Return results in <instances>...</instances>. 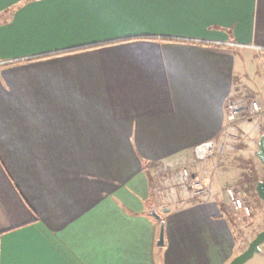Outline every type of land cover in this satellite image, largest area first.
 I'll use <instances>...</instances> for the list:
<instances>
[{"label":"crops","instance_id":"crops-1","mask_svg":"<svg viewBox=\"0 0 264 264\" xmlns=\"http://www.w3.org/2000/svg\"><path fill=\"white\" fill-rule=\"evenodd\" d=\"M250 53L264 0H0V264H227L218 164L165 206L149 168L222 132Z\"/></svg>","mask_w":264,"mask_h":264},{"label":"rangeland","instance_id":"rangeland-1","mask_svg":"<svg viewBox=\"0 0 264 264\" xmlns=\"http://www.w3.org/2000/svg\"><path fill=\"white\" fill-rule=\"evenodd\" d=\"M239 62L242 64V71L243 73L240 75V81L242 88V96H238L235 98H244L247 101L250 100H257L258 103L264 109V105L262 101H264V54L262 55H254L249 54L244 57L239 58ZM256 98V99H254ZM242 120V119H241ZM240 122V121H239ZM237 122L233 125H230L226 129H224L219 135L213 138H219V140L223 141H230L232 143V149H219L216 153L206 159L198 161L194 157L192 160L189 161H179V162H170V163H156L152 164L149 168V180L151 186L154 185V182L157 180L160 182H164L165 186L164 191H167L166 194L170 192L175 193V198L173 200H166L164 198L157 197L158 201L161 206L170 205L174 203H185L187 200L199 195V191H203L204 194L209 191L212 194L213 190H215L214 186L208 190V186L204 181H200L198 176L194 175L195 166L197 163H204V162H212L218 164V175L219 181L214 182L216 187H218V192L225 195V189L228 187H234L241 195L249 206L250 214L245 216H251L248 219L249 223L253 225L254 228L257 225L263 224L264 222V207L262 206L261 201H250L247 197V194L244 192L243 188L239 184L241 179V172L247 168L249 160L254 163V166L257 170L259 176L263 175V169L259 161L254 157L255 150L257 149L256 140L264 132H261V129H264V114L258 116L255 120L251 122L241 121L240 123ZM223 124H224V116H223ZM210 138V139H213ZM209 140V139H207ZM205 140V141H207ZM204 142V141H201ZM199 142V143H201ZM198 144V143H197ZM193 152V151H192ZM185 167L188 169L190 176L200 182V186L198 189L193 191H186L179 188L178 185V172H181L182 168ZM194 173H193V172ZM167 178V179H166ZM161 182V186H162ZM217 189V188H216ZM188 190V189H187ZM185 192V193H184ZM215 192V191H214ZM191 194H194L190 196ZM158 196V194H155ZM223 206L228 211V215L233 217V219L238 220L240 223V215H243L240 211L233 210L229 203L226 200L222 203ZM254 205V206H253ZM155 212L161 216L164 214L163 207L158 206L157 204L153 207ZM151 212V211H150ZM242 224V223H241ZM252 229L250 227L244 228V234L240 235L238 241H236L238 249L246 247V242L251 236ZM262 246V247H261ZM260 251L255 253L250 259H248L244 264H259L256 262L257 259H260V253H262V249L264 247V242L260 244Z\"/></svg>","mask_w":264,"mask_h":264},{"label":"built area","instance_id":"built-area-1","mask_svg":"<svg viewBox=\"0 0 264 264\" xmlns=\"http://www.w3.org/2000/svg\"><path fill=\"white\" fill-rule=\"evenodd\" d=\"M261 114H264V109L257 100L247 101L246 99L240 97L230 98L227 100L223 110L224 124L222 131L239 121L251 122ZM232 146L233 145L230 141H223L219 140V138H213L195 144L192 147V151L194 158L198 161H201L212 157L219 149H232ZM177 178L179 188H182V190L193 191L198 189L200 186V182L192 178L188 169L185 167L182 168L181 172H178ZM161 182L162 180H160V182L157 180L154 182V185H152L153 191L155 194H158L157 197L159 198H164L167 201L170 199L173 200L175 198L174 191L166 194L167 191L163 190V186H165V184L162 182L161 186ZM192 195L194 194H191L190 196ZM225 197L233 210L240 211L245 215L250 214L249 206L246 204L243 195H241L234 187H228L225 189Z\"/></svg>","mask_w":264,"mask_h":264},{"label":"water","instance_id":"water-1","mask_svg":"<svg viewBox=\"0 0 264 264\" xmlns=\"http://www.w3.org/2000/svg\"><path fill=\"white\" fill-rule=\"evenodd\" d=\"M257 149L255 150V155L259 161L264 166V133L259 135L256 140ZM255 191L257 196L261 199L264 204V176L263 179L255 184ZM150 215L158 221L159 230L158 237L156 240L157 246H163L165 244L164 239V221L161 219L153 208H151ZM264 242V227L257 231L254 236L248 241L246 247L233 256L227 264H244L248 259H250L255 253L260 251V244Z\"/></svg>","mask_w":264,"mask_h":264},{"label":"trees","instance_id":"trees-1","mask_svg":"<svg viewBox=\"0 0 264 264\" xmlns=\"http://www.w3.org/2000/svg\"><path fill=\"white\" fill-rule=\"evenodd\" d=\"M261 132H264V129H261ZM254 157L259 161L255 153H254ZM259 163L261 164V167L263 169L262 176L258 175L257 170L254 166V163L251 160H249L247 168L244 169L240 173L241 179L239 181V184L241 185V188H243L244 192L247 194V197L249 198V200L253 202H255V200L261 201V199L257 196V193L255 191V184L258 181L262 180L264 176V166L262 165L260 161ZM262 206H263V202H262ZM240 218H243V219H240V221H242L241 222L242 224L238 220H235L233 219V217L228 215L229 224L231 226V230H232L233 238L235 242L238 241V238L240 237V235L244 234V228L246 227H250L252 229V233L254 234L257 232L255 228L253 227V225L251 224V222L249 223L248 221V219L251 218V216H245V214H243V215H240ZM248 241L249 240H247L245 243H248ZM241 250L242 248L239 251Z\"/></svg>","mask_w":264,"mask_h":264},{"label":"snow or ice","instance_id":"snow-or-ice-1","mask_svg":"<svg viewBox=\"0 0 264 264\" xmlns=\"http://www.w3.org/2000/svg\"><path fill=\"white\" fill-rule=\"evenodd\" d=\"M100 3H112L114 0H99Z\"/></svg>","mask_w":264,"mask_h":264}]
</instances>
